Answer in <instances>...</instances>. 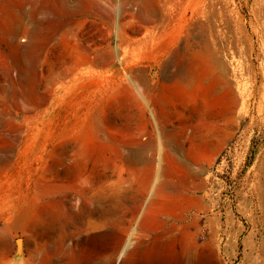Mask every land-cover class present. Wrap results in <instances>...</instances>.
I'll list each match as a JSON object with an SVG mask.
<instances>
[{
  "label": "rangeland",
  "instance_id": "obj_1",
  "mask_svg": "<svg viewBox=\"0 0 264 264\" xmlns=\"http://www.w3.org/2000/svg\"><path fill=\"white\" fill-rule=\"evenodd\" d=\"M0 154L7 264L20 238L33 264H264V0H0ZM68 156L64 201L107 193L115 234L37 243Z\"/></svg>",
  "mask_w": 264,
  "mask_h": 264
},
{
  "label": "bare ground",
  "instance_id": "obj_2",
  "mask_svg": "<svg viewBox=\"0 0 264 264\" xmlns=\"http://www.w3.org/2000/svg\"><path fill=\"white\" fill-rule=\"evenodd\" d=\"M141 144H143V143H141ZM65 156H67V155H65ZM0 168H1V166H0ZM5 168H1V169H5ZM77 168H78V162L76 160H72V158L68 156L65 158H61L60 161H58V162H55V164L52 167L51 176H49V178L48 177L47 178L42 177L41 176L42 172H41L40 177L35 180V183H34L35 193H34L33 197H35L34 199L37 200V204L34 205L35 203L33 204V202H32V204L34 205V206H32V208L37 207V216L35 219L33 218L32 223H30V227L32 230L31 234L33 235L35 242H37V243L42 242L45 239L44 235L46 234V233H44V231L45 230L49 231L52 228H57L58 230H60L64 234V236H69L71 234V231H69L68 228H69V224H70L71 220L77 228L76 232L80 233L81 231H83V229L87 225L88 218L90 216H94V215L97 216L98 221L93 222L90 226H88L86 228H88V229L93 228V229H99V230H109L111 232V234H115V219L112 216V213L110 210V205H109V203L113 199L107 193H105L104 195H99L97 197H93L91 199H89V198L87 199V197L86 198L82 197L81 199H79L80 196H79V198L78 197L76 198V197H73L71 195L72 197L68 202L64 201V199L67 198L66 196L64 198V195H63L64 191L67 188V185L65 184V179L69 174H72L74 171H76ZM5 171H6V169H5ZM42 171H44V170H42ZM45 171H47V169ZM47 173H48V171H47ZM1 175H2V173H1ZM157 189H159V188H157ZM157 189H156V191H157ZM156 193L157 192H155V194ZM155 194H153V196ZM101 201L104 202V205L99 206ZM66 210H69L70 216H68ZM147 210L148 209H146V213H147ZM142 211L144 212V210H142ZM143 212H141V213H143ZM141 213L138 216L135 214V216H137L136 220L138 222L137 224L140 226L139 227L140 229L145 224H147V220H148V216H146V214L141 215ZM11 221H13V220L11 219L10 222ZM10 222H8V224L13 225V223L12 222L10 223ZM9 225H8V228H9ZM4 227H6V224ZM4 227H3V229H4ZM10 229H12V228H10ZM5 231H8L7 227H6ZM25 233H27V231H25ZM25 233H23V234H25ZM11 234H9V235L11 236ZM29 235H30V233H29ZM123 239L124 238L121 237L119 239V241H113V240L108 241L105 245L106 250L108 249L111 251H116L120 247L121 243L123 242ZM5 241L6 242L3 243L4 247H2L0 249V251H1L0 252V264H2V263L7 264L10 262L9 258H10L12 251H13L12 249L14 247V243H13L11 237H8ZM32 242H33V239H31V238H28V240H25L23 238L16 240L15 244H16V248H17L16 253L18 255V260L15 264H33L34 260L36 259V252L38 251V249L33 250V248L30 247ZM45 242H46V240H45ZM127 245H128V242H127ZM125 248H126V244H124L123 249H125ZM41 250H43V249H41ZM27 254H28V257L25 256ZM10 264H13V263H10Z\"/></svg>",
  "mask_w": 264,
  "mask_h": 264
}]
</instances>
